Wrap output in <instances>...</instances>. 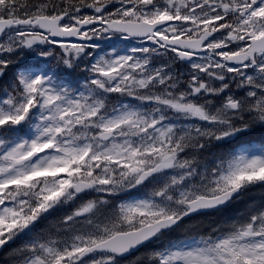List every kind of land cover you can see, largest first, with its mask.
Wrapping results in <instances>:
<instances>
[{
    "label": "snow or ice",
    "instance_id": "obj_1",
    "mask_svg": "<svg viewBox=\"0 0 264 264\" xmlns=\"http://www.w3.org/2000/svg\"><path fill=\"white\" fill-rule=\"evenodd\" d=\"M0 264H264V0H0Z\"/></svg>",
    "mask_w": 264,
    "mask_h": 264
}]
</instances>
